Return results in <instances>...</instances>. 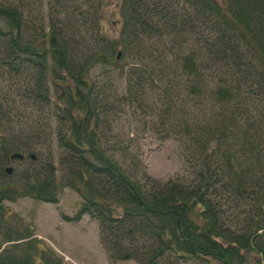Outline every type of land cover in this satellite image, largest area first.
Instances as JSON below:
<instances>
[{"label": "trees", "instance_id": "obj_1", "mask_svg": "<svg viewBox=\"0 0 264 264\" xmlns=\"http://www.w3.org/2000/svg\"><path fill=\"white\" fill-rule=\"evenodd\" d=\"M105 1L0 0V264H60L1 247L31 243L1 204L62 188L112 263L264 264V0ZM134 124L178 174L139 168Z\"/></svg>", "mask_w": 264, "mask_h": 264}, {"label": "rangeland", "instance_id": "obj_2", "mask_svg": "<svg viewBox=\"0 0 264 264\" xmlns=\"http://www.w3.org/2000/svg\"><path fill=\"white\" fill-rule=\"evenodd\" d=\"M215 1L220 2V0ZM105 3L108 7L107 11L112 12L104 15V19L109 18L114 25L119 19L117 11L119 0H106ZM103 27L107 33L112 34L106 22H103ZM49 93L53 95L51 85ZM137 125H132L128 133L134 142L130 154L134 161L137 157L141 165L137 167L144 170L148 176L160 181H166L178 174L181 171V165L176 156L174 144L169 140L159 143L152 134L144 132L141 126ZM56 154L54 153V156ZM115 158L125 168H128V163L131 164V160L124 156L116 154ZM24 167L23 163L13 160L7 168H11L16 175L21 173ZM55 169V177L58 178L60 171L57 165ZM78 205L79 199L76 194L67 188H62L59 190L55 204L41 203L30 198H20L13 203L3 202L1 206L5 212L2 222L23 234L28 233L31 242L29 249L26 251L27 245L24 244L26 242L21 243L20 249L32 255L35 263L40 261L41 255L43 256L45 252L51 254L60 264H137L133 261L110 262L99 243L96 222L86 215L79 220H74ZM1 247L6 249L9 246ZM186 264L198 263L187 262ZM248 264H254V258L250 257Z\"/></svg>", "mask_w": 264, "mask_h": 264}, {"label": "water", "instance_id": "obj_3", "mask_svg": "<svg viewBox=\"0 0 264 264\" xmlns=\"http://www.w3.org/2000/svg\"><path fill=\"white\" fill-rule=\"evenodd\" d=\"M118 56H119V54H117L116 59L118 58ZM21 158H22V157H21L20 155H16V154H15V155H12V156L10 157L11 160H13V159H19V160H20ZM10 171H11L10 168H6V169H5V173L8 174V175L10 174Z\"/></svg>", "mask_w": 264, "mask_h": 264}, {"label": "flooded vegetation", "instance_id": "obj_4", "mask_svg": "<svg viewBox=\"0 0 264 264\" xmlns=\"http://www.w3.org/2000/svg\"><path fill=\"white\" fill-rule=\"evenodd\" d=\"M21 160V159H20ZM11 172V171H10ZM8 175V174H7ZM22 242H13V243H6V244H4V245H9V246H11V245H13V244H21Z\"/></svg>", "mask_w": 264, "mask_h": 264}]
</instances>
